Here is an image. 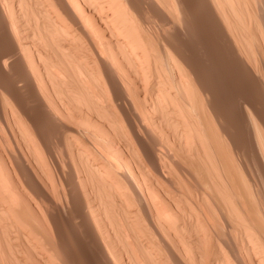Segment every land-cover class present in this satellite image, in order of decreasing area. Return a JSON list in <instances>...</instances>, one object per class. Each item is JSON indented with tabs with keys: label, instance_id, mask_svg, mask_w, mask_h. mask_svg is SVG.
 <instances>
[{
	"label": "bare ground",
	"instance_id": "6f19581e",
	"mask_svg": "<svg viewBox=\"0 0 264 264\" xmlns=\"http://www.w3.org/2000/svg\"><path fill=\"white\" fill-rule=\"evenodd\" d=\"M0 264H264V0H0Z\"/></svg>",
	"mask_w": 264,
	"mask_h": 264
},
{
	"label": "rangeland",
	"instance_id": "374dc122",
	"mask_svg": "<svg viewBox=\"0 0 264 264\" xmlns=\"http://www.w3.org/2000/svg\"><path fill=\"white\" fill-rule=\"evenodd\" d=\"M195 13V8L194 9H192V11H190L189 13H188V15H190V16H188L187 15V19H188V21H189V23H188V29H189V35H188V33H187V36H189V37H187L188 39H186V37L184 38V39H186V42H185V40H184V44H187L188 46L189 45H191L192 44V46L193 47H195V49L193 48L191 51H196V52H191L193 55H194V57L192 56V54H191V57H193L194 59H197V60H206V61H201V62H203L204 64V66H203V69L204 70H206L205 71V73H207L206 75L207 76H209V77H212V79L214 80V82H216V83H214V85H213V89H216L217 90V93L218 92H222V90H224L225 88H227L228 87V89H226V90H230V89H232V87H233V85H234V82H233V80H232V78H233V76H231L232 74H231V71H230V69H226L225 68V65H226V62L228 61V59H224L225 57H223V56H221V58L220 59H222V60H218L219 59V56H220V54L218 53V55H216L217 53L216 52H214L215 50L214 49H216V48H218L219 47V45L217 44V43H215L214 44V42H213V44L211 43L212 41H210V40H207V39H205V36L208 34V31L209 30H207V28H208V25H207V22L205 21V20H203L202 18H197L196 17V20H195V15H191V14H194ZM193 17V18H192ZM193 21V22H192ZM195 21V22H194ZM192 22V23H191ZM192 24V25H191ZM203 24V25H202ZM197 26V27H196ZM206 28V29H205ZM199 31V32H198ZM205 34H204V33ZM200 33H201V35H200ZM194 34H196V35H194ZM200 35V36H203V38L202 37H200V38H197L196 36L197 35ZM202 34H204V35H202ZM190 35H191V37H190ZM196 37V38H195ZM190 38V39H189ZM197 40H198V42L200 43H198L197 42ZM202 40H204V41H202ZM189 41V42H188ZM196 42V43H194V42ZM191 43V44H190ZM199 44V45H198ZM195 45V46H194ZM202 46V48H200L201 46ZM205 45V46H204ZM210 45L212 46V47H210ZM196 46H198L199 48V50H200V52L198 53L197 51H199L198 49L196 50ZM204 46V47H203ZM208 46V47H207ZM206 48V49H205ZM204 49H205V51H204ZM201 50H203L202 52H201ZM212 50H213V52H212ZM217 50V49H216ZM211 51V52H210ZM204 52H205V55H204ZM207 52H210V53H212L211 55L213 56H211L210 55V53H207ZM196 53V54H195ZM203 53V54H202ZM214 53V54H213ZM197 54H198V56H197ZM196 55V56H195ZM206 55H210V57L211 58H209L210 60L208 61V62H213V63H208L207 62V57H209V56H206ZM216 55V56H215ZM218 56V57H217ZM203 57H205V58H203ZM200 58V59H199ZM223 62V63H222ZM209 64V65H208ZM217 65V66H216ZM219 65V66H218ZM213 66H214V70H212L213 69ZM206 68H208V69H206ZM221 68V69H220ZM216 70V71H215ZM223 72H222V71ZM208 71V72H207ZM210 71V72H209ZM222 73H221V72ZM211 72H212V74H211ZM226 72H228V73H226ZM226 76H228V77H226ZM220 78H221V80H220ZM215 79H217V81H215ZM220 80V81H219ZM224 80V81H223ZM230 80H231V82L233 83L232 85H230V86H227V85H224V84H222V83H228V82H230ZM218 83V84H217ZM229 84V83H228ZM225 86H227V87H225ZM223 88V89H222Z\"/></svg>",
	"mask_w": 264,
	"mask_h": 264
}]
</instances>
